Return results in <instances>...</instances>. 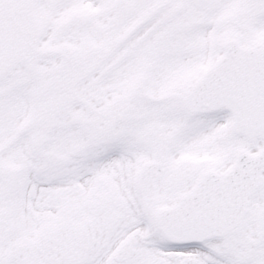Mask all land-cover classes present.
I'll list each match as a JSON object with an SVG mask.
<instances>
[{
    "label": "snow or ice",
    "instance_id": "6c2138e0",
    "mask_svg": "<svg viewBox=\"0 0 264 264\" xmlns=\"http://www.w3.org/2000/svg\"><path fill=\"white\" fill-rule=\"evenodd\" d=\"M0 264H264V0H0Z\"/></svg>",
    "mask_w": 264,
    "mask_h": 264
}]
</instances>
